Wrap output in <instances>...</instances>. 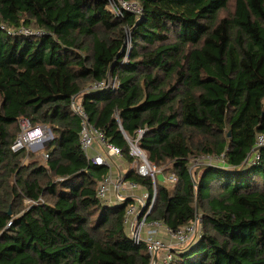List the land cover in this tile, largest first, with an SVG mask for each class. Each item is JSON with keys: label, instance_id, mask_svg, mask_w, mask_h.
<instances>
[{"label": "trees", "instance_id": "obj_1", "mask_svg": "<svg viewBox=\"0 0 264 264\" xmlns=\"http://www.w3.org/2000/svg\"><path fill=\"white\" fill-rule=\"evenodd\" d=\"M133 1L139 16L0 0V264H152L127 205L98 197L109 168L85 155L74 101L128 162L143 130L139 147L176 175L148 220L176 231L199 216L201 232L170 264H264V0ZM22 120L50 130L42 153L12 151ZM126 180L153 196L151 179Z\"/></svg>", "mask_w": 264, "mask_h": 264}, {"label": "built area", "instance_id": "obj_2", "mask_svg": "<svg viewBox=\"0 0 264 264\" xmlns=\"http://www.w3.org/2000/svg\"><path fill=\"white\" fill-rule=\"evenodd\" d=\"M111 7L115 11H118V13L116 12L118 16H122L123 11H128L138 16L142 14V10L138 4L132 5L125 0H119V2L116 0L115 4H113ZM105 86V84H100L96 87L102 88ZM72 108L81 119L82 129L80 133V144L85 155L93 165L99 167H110L108 158H123L120 148L108 143L103 132L98 130L89 122L88 116L84 112V109L81 105L74 101ZM20 125L21 133L11 148L14 153H18L23 150L28 151L30 148L37 146L39 143L41 144L51 133L46 126L33 128L28 120H22ZM144 133L145 132L143 130H140L138 131L134 140L127 136L126 140L129 144V155L133 158L132 169H134L139 176L143 178H149L153 181V196L151 197L149 193L137 196L136 191L140 188L139 184L136 182L127 181L126 174H119L116 182L112 180L111 175H108L99 184L98 197L110 203L108 198L110 196L112 187H114L113 204L127 205L125 223L127 225L128 233L132 239L137 243L143 241L147 244L148 253L152 257V264L155 262L154 257L157 256L158 258L160 252L164 250V248H167V252L164 254L162 263L170 264L173 260L174 251L185 248L195 238L200 236L201 220L200 218H196V221L191 225L182 227L176 231L171 230L159 222H149L148 216L151 214L156 204V181L157 176L161 174V170L155 163L150 161L148 156L139 147V141L144 136ZM263 145L264 137L261 136L258 138L257 147L260 148ZM45 158L48 160L49 156L45 155ZM166 181L171 184H175L177 182V177L174 173H171L168 178H166ZM29 203V201H25V204ZM9 226H11V223L8 224V227ZM160 230H164L170 239H172L174 242L173 246L167 247L165 243L159 238Z\"/></svg>", "mask_w": 264, "mask_h": 264}, {"label": "rangeland", "instance_id": "obj_3", "mask_svg": "<svg viewBox=\"0 0 264 264\" xmlns=\"http://www.w3.org/2000/svg\"><path fill=\"white\" fill-rule=\"evenodd\" d=\"M118 2H119V0H117ZM112 2L113 3H115L116 2V0H112ZM127 2H129V1H127ZM129 3H131L132 5H136L137 3L135 2V1H133V0H131ZM232 3H234V2H232ZM111 10H112V12L114 13V14H116L117 15V17H119L118 16V11H115L114 9H112V7L110 8ZM229 13L228 12H226V13H223L222 14V17L223 16H225V17H227V16H229V15H231L232 14V12H233V5L231 4V6H230V8H229ZM117 12V13H116ZM133 14V13H132ZM130 42V41H129ZM129 42L128 43H126V44H128L127 45V47L130 49L131 48V45L129 44ZM52 140V134L50 133L46 138H45V140L40 144H38L37 146H35V147H32V148H30L28 151H27V153H34V154H40V153H42L43 152V150L46 148V146L48 145V143L50 142ZM35 148V149H34ZM143 151V150H142ZM147 156H148V154L146 153V152H144ZM43 155V157H38V160L39 161H41V163L42 164H46V162L45 161H47L46 160V158H45V154H42ZM36 156V155H35ZM149 157V156H148ZM124 158V157H123ZM45 160V161H44ZM119 160H121L120 158H114V159H109L108 158V161H109V165H110V167H109V169H108V173H107V175L106 176H108V174L110 175V170H111V168H112V166L114 165V164H118V162H119ZM204 160L206 161V160H208V158H204ZM28 162V161H27ZM26 162V163H27ZM130 163V162H129ZM119 165V164H118ZM199 166H201L200 164H198V163H195L194 165H193V169H196V168H198ZM160 170H161V173H163V169L162 168H160ZM172 172H170L169 174H171ZM103 174H106V172H103ZM169 174H166L165 176H166V178H168V175ZM111 176H112V180H114V182H116L117 181V179H118V173H117V171H113L112 173H111ZM157 182V181H156ZM158 182L160 183V184H162V183H164V184H166L168 187H172V186H174L173 184H171V183H169L168 181L166 182H164L163 181V175H159L158 176ZM112 194H114V187H112V189H111V193H110V195H112ZM21 201V200H20ZM24 202V201H23ZM201 228V227H200ZM200 231H201V229H200ZM168 237V238H170L168 235H167V233L164 231V230H160V235H159V238L161 239V240H164V238L165 237ZM170 240V239H169ZM173 243V241H172V239L169 241V243L168 244H172ZM166 245V244H165ZM173 246V245H172ZM167 247H169V246H167ZM166 252H167V248H164V250H162L161 252H160V254L158 255V258L155 260V262H154V264H163L162 262H163V258H164V254H166Z\"/></svg>", "mask_w": 264, "mask_h": 264}, {"label": "crops", "instance_id": "obj_4", "mask_svg": "<svg viewBox=\"0 0 264 264\" xmlns=\"http://www.w3.org/2000/svg\"><path fill=\"white\" fill-rule=\"evenodd\" d=\"M35 149V148H34ZM97 150V149H96ZM98 151V150H97ZM119 164V165H118ZM118 164H114L110 170V175L113 171H117L118 173V176L119 174H127L129 173L131 170H132V167H133V162L129 163L125 158H121V160H119ZM193 169V168H192ZM159 175H163V173L159 174ZM158 175V176H159ZM158 176H157V182H158ZM163 181L165 182L166 181V177L165 175H163ZM167 182V181H166ZM145 193H148V191L146 190L145 187H142L140 186V188L136 191V195L137 196H140L142 194H145ZM110 200V204L112 203L113 204V199H114V194L110 195L109 198ZM26 201V200H25ZM25 201L23 202V204L25 205ZM170 238H168L167 236L164 238V240H162L166 246H172L174 245V242L172 244H168Z\"/></svg>", "mask_w": 264, "mask_h": 264}, {"label": "water", "instance_id": "obj_5", "mask_svg": "<svg viewBox=\"0 0 264 264\" xmlns=\"http://www.w3.org/2000/svg\"><path fill=\"white\" fill-rule=\"evenodd\" d=\"M258 149H259V148H257L256 150H258ZM197 218H199V216H198ZM156 259H157V256L154 257V260H156Z\"/></svg>", "mask_w": 264, "mask_h": 264}]
</instances>
